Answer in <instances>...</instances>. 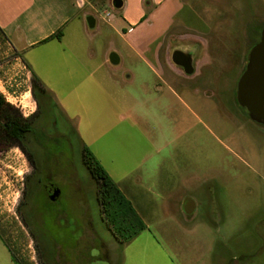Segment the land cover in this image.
<instances>
[{
    "label": "rangeland",
    "instance_id": "374dc122",
    "mask_svg": "<svg viewBox=\"0 0 264 264\" xmlns=\"http://www.w3.org/2000/svg\"><path fill=\"white\" fill-rule=\"evenodd\" d=\"M187 1L203 14L215 8L219 17L217 23L212 19L217 33L205 36L204 50L193 53L194 73L175 65L165 47L163 76L134 55L124 59L117 73L131 74L125 87L135 94L137 108L122 112L119 130H93L89 139L104 152V144L116 139L142 160L139 182L149 232L176 262L264 264V124L237 100L248 54L264 28V0ZM106 9L98 5L93 10L95 42L120 44L107 23V11L116 15V9ZM18 56L0 34L5 106L20 112L35 109L30 116L40 111L23 143L37 167L22 147L0 141V264H16L8 246L23 264H129L124 244L103 216L98 183L84 162L75 127L49 98L38 107L32 77ZM159 78H175L183 100L161 94L159 87L165 86ZM167 174L174 185L170 194L162 188ZM46 185L61 190L57 201L48 198ZM186 199L195 205L190 214L183 209ZM139 264L165 263L151 252Z\"/></svg>",
    "mask_w": 264,
    "mask_h": 264
},
{
    "label": "crops",
    "instance_id": "0c3cea01",
    "mask_svg": "<svg viewBox=\"0 0 264 264\" xmlns=\"http://www.w3.org/2000/svg\"><path fill=\"white\" fill-rule=\"evenodd\" d=\"M112 1L0 0V27L19 53L27 76L35 73L40 78L51 96L50 102L73 124L82 144L93 151L144 220L147 228L124 244L125 261L139 264L152 252L165 264H179L149 232L151 223L139 182L142 160L116 139L113 144H104L106 152L99 150L88 134L93 130H119L122 112L131 113L137 108L135 94L125 87L132 82L131 74L117 73L124 59L134 55L152 72L163 76L166 69L162 49L165 47L172 53L182 50L192 56L199 48L204 50L208 43L205 36L217 33L212 19L217 23L218 13L213 8L210 15L203 14L187 0H122L120 8H115ZM98 5L107 7L106 11L110 7L116 9V15L107 11L111 19L107 23L120 44L112 40L107 45L104 41L95 42L91 29L96 28L93 12ZM90 16L95 19L94 27L88 24ZM59 30H62L59 38L51 37ZM180 42L189 45L182 47ZM113 54L116 63L110 59ZM166 63L175 70L168 57ZM174 79L159 78L165 86L159 87V91L183 100ZM162 188L166 194L173 191L168 174L162 178ZM192 205L195 209L193 201Z\"/></svg>",
    "mask_w": 264,
    "mask_h": 264
},
{
    "label": "trees",
    "instance_id": "16d2710c",
    "mask_svg": "<svg viewBox=\"0 0 264 264\" xmlns=\"http://www.w3.org/2000/svg\"><path fill=\"white\" fill-rule=\"evenodd\" d=\"M0 34L7 38L1 27ZM61 35L62 30H59L51 37L59 38ZM31 81L32 94L38 103V107L40 108L43 99L49 98V100L51 101V96L49 95V92L43 82L40 80V78L37 77L35 73L32 74ZM1 106H5V102L0 96V107ZM6 107H8L9 110L5 114V133L16 135L18 137H20L19 135L23 133L24 135H27L32 128V122L30 121L32 116L24 118L12 106L7 105ZM19 117L25 121L24 130H20V133L18 131ZM19 146L22 147V149L26 152L29 160L34 163V154L32 152H29L22 144H20ZM82 150L84 162L90 173L98 183V201L106 223L113 230L115 237L119 241V243L126 244L131 242L135 237H137L143 230L147 228L144 220L137 212L131 200L124 194L117 183L109 175L107 170L100 163L93 151L85 144L83 145ZM23 220L25 221V223H27L25 218ZM3 241L5 242L4 239ZM5 244L7 245L6 242ZM8 247L11 250L13 260L16 262V264H23L20 258H18L15 252L11 249V247Z\"/></svg>",
    "mask_w": 264,
    "mask_h": 264
},
{
    "label": "water",
    "instance_id": "95a60500",
    "mask_svg": "<svg viewBox=\"0 0 264 264\" xmlns=\"http://www.w3.org/2000/svg\"><path fill=\"white\" fill-rule=\"evenodd\" d=\"M112 3L115 8H120L123 5L122 0H113ZM87 21L89 26L94 27V17H88ZM114 56L115 54L110 59L116 63L118 60L115 61ZM172 61L175 65L182 67L185 73H194L191 53L175 50L172 53ZM237 100L253 120L264 124V28L261 32L260 41L252 47L248 54L246 68L237 85ZM59 194V189L54 191L51 199L55 200ZM183 209L188 214L193 212L194 208L190 199L185 200Z\"/></svg>",
    "mask_w": 264,
    "mask_h": 264
},
{
    "label": "flooded vegetation",
    "instance_id": "af4514ba",
    "mask_svg": "<svg viewBox=\"0 0 264 264\" xmlns=\"http://www.w3.org/2000/svg\"><path fill=\"white\" fill-rule=\"evenodd\" d=\"M9 110V108L8 107H6V106H1L0 107V141H9L10 143H12V144H17L18 146L20 145V144H22L23 145V143H24V141H25V135H24V133L23 134H20L19 136L20 137H18V136H16V135H10V134H7V133H5V124H6V122H5V114L7 113V111ZM15 110H17V109H15ZM24 118H28V117H31V116H28V117H25L24 116V114H23V112H20L19 110H17ZM39 114H40V111L38 110V112H36V114H34L33 116H32V118H31V122H32V124H33V119L34 118H37L38 116H39ZM61 114V113H60ZM63 115V114H62ZM64 116V115H63ZM55 125L57 124L56 123V121L54 120V122H53ZM24 124H25V121L23 120V119H21L20 117H19V119H18V131H19V133L22 131V130H24ZM21 130V131H20ZM9 136V137H8ZM31 164L33 165V168L35 169L36 167H37V161L35 160V158H34V163H32L31 162ZM45 189H46V194H47V196H48V198L51 200V201H57L58 199H59V197H60V195H61V190L59 189V188H56V187H54V186H48V185H46L45 186ZM60 190V194L58 195V197L55 199V200H53V199H51V195H52V193L54 192V191H57V190ZM24 223H25V221H24ZM25 224H27V223H25Z\"/></svg>",
    "mask_w": 264,
    "mask_h": 264
},
{
    "label": "built area",
    "instance_id": "2783aa9c",
    "mask_svg": "<svg viewBox=\"0 0 264 264\" xmlns=\"http://www.w3.org/2000/svg\"><path fill=\"white\" fill-rule=\"evenodd\" d=\"M29 92H30V90H29ZM23 107H25V106H23ZM25 111H27V112H25ZM25 111H23V114L25 117H28L34 113L35 109H30L29 107H27V109H25Z\"/></svg>",
    "mask_w": 264,
    "mask_h": 264
}]
</instances>
